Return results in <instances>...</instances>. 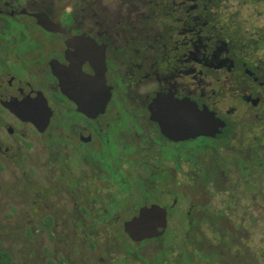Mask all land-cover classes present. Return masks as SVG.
<instances>
[{"label": "flooded vegetation", "instance_id": "obj_1", "mask_svg": "<svg viewBox=\"0 0 264 264\" xmlns=\"http://www.w3.org/2000/svg\"><path fill=\"white\" fill-rule=\"evenodd\" d=\"M226 1L0 0L12 264H264V5Z\"/></svg>", "mask_w": 264, "mask_h": 264}, {"label": "rangeland", "instance_id": "obj_2", "mask_svg": "<svg viewBox=\"0 0 264 264\" xmlns=\"http://www.w3.org/2000/svg\"><path fill=\"white\" fill-rule=\"evenodd\" d=\"M226 7L228 8V11L231 13L236 12L239 9L240 4L238 3V0H227L226 1ZM255 14L254 9L253 8H249V9H242L241 11V15L244 16V18H250ZM256 16V15H254ZM243 21V19H242ZM260 21V25L263 22L262 19L259 20ZM7 240L11 241V238H7ZM21 258V257H20Z\"/></svg>", "mask_w": 264, "mask_h": 264}, {"label": "trees", "instance_id": "obj_3", "mask_svg": "<svg viewBox=\"0 0 264 264\" xmlns=\"http://www.w3.org/2000/svg\"><path fill=\"white\" fill-rule=\"evenodd\" d=\"M253 4L264 5V0H246ZM0 264H12L11 254L0 246Z\"/></svg>", "mask_w": 264, "mask_h": 264}]
</instances>
